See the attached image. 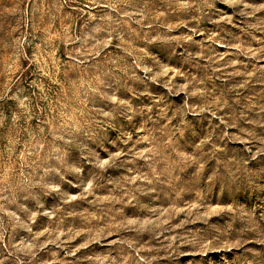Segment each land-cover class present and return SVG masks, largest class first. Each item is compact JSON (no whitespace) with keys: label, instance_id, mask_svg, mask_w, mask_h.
Returning a JSON list of instances; mask_svg holds the SVG:
<instances>
[{"label":"rangeland","instance_id":"374dc122","mask_svg":"<svg viewBox=\"0 0 264 264\" xmlns=\"http://www.w3.org/2000/svg\"><path fill=\"white\" fill-rule=\"evenodd\" d=\"M0 264H264V0H0Z\"/></svg>","mask_w":264,"mask_h":264}]
</instances>
